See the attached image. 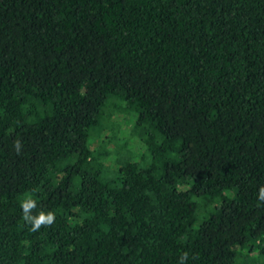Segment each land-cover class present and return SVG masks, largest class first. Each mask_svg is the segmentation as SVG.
<instances>
[{"label":"trees","instance_id":"1","mask_svg":"<svg viewBox=\"0 0 264 264\" xmlns=\"http://www.w3.org/2000/svg\"><path fill=\"white\" fill-rule=\"evenodd\" d=\"M261 186L264 0H0V264H264Z\"/></svg>","mask_w":264,"mask_h":264},{"label":"clouds","instance_id":"2","mask_svg":"<svg viewBox=\"0 0 264 264\" xmlns=\"http://www.w3.org/2000/svg\"><path fill=\"white\" fill-rule=\"evenodd\" d=\"M14 147L17 152L20 151V142L16 141ZM258 198L264 201V186H261L258 193ZM21 208L23 212V219L25 222L30 223L32 230H39L41 226H50L55 219V214L51 211L45 213L44 211L38 212V214L33 215L32 210L36 208V201L30 197L21 201ZM187 257V254H184L183 259Z\"/></svg>","mask_w":264,"mask_h":264},{"label":"rangeland","instance_id":"3","mask_svg":"<svg viewBox=\"0 0 264 264\" xmlns=\"http://www.w3.org/2000/svg\"><path fill=\"white\" fill-rule=\"evenodd\" d=\"M107 101V100H106ZM106 103V102H105ZM118 114H121L120 112H117V113H113L112 114V116L110 117V119H107L106 117H104L105 119H107V120H103V122H105L106 123V121H119L120 119H119V117L118 116H120V115H118ZM122 126H124L123 124H121ZM98 141V137L97 136H93V138H91V143L92 144H95L96 142ZM129 141L131 142V146L133 147V148H136V143L134 144L133 142H135V138H134V136H131L130 138H129ZM108 147H110L111 146V143H108V145H107ZM110 160V158L108 157L105 161H109Z\"/></svg>","mask_w":264,"mask_h":264}]
</instances>
